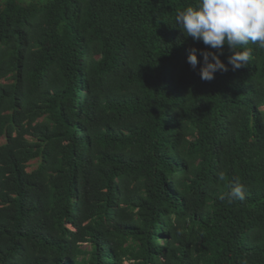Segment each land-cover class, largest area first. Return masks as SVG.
I'll return each mask as SVG.
<instances>
[{"label":"trees","instance_id":"16d2710c","mask_svg":"<svg viewBox=\"0 0 264 264\" xmlns=\"http://www.w3.org/2000/svg\"><path fill=\"white\" fill-rule=\"evenodd\" d=\"M195 3L0 0V264H264V48L202 80Z\"/></svg>","mask_w":264,"mask_h":264},{"label":"clouds","instance_id":"9594fccd","mask_svg":"<svg viewBox=\"0 0 264 264\" xmlns=\"http://www.w3.org/2000/svg\"><path fill=\"white\" fill-rule=\"evenodd\" d=\"M175 24L185 37L216 50L193 47L187 55L193 70L200 65L199 75L204 81L213 80L217 72H228L229 66L232 71L246 66L251 56L250 44L264 48V0H196L194 5L177 12ZM225 45L232 52L227 63L220 59ZM245 193L244 186L235 182L221 199L226 198L229 204L243 202Z\"/></svg>","mask_w":264,"mask_h":264},{"label":"rangeland","instance_id":"374dc122","mask_svg":"<svg viewBox=\"0 0 264 264\" xmlns=\"http://www.w3.org/2000/svg\"><path fill=\"white\" fill-rule=\"evenodd\" d=\"M36 162H37L36 159H32V160H30L29 163H28V167H27V169H28V170L33 169V168L36 166ZM83 246H84V247H87V248L89 247L87 244H83Z\"/></svg>","mask_w":264,"mask_h":264}]
</instances>
